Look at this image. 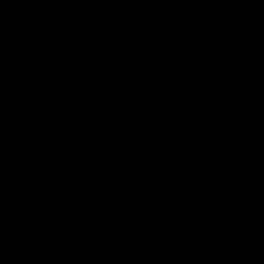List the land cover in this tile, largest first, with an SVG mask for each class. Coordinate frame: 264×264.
Masks as SVG:
<instances>
[{
    "label": "water",
    "instance_id": "obj_1",
    "mask_svg": "<svg viewBox=\"0 0 264 264\" xmlns=\"http://www.w3.org/2000/svg\"><path fill=\"white\" fill-rule=\"evenodd\" d=\"M0 69L133 116L264 185V0H0Z\"/></svg>",
    "mask_w": 264,
    "mask_h": 264
}]
</instances>
